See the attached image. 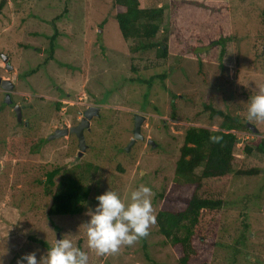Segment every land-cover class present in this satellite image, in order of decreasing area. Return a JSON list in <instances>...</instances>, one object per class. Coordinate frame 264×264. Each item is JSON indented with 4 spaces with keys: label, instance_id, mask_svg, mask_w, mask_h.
Masks as SVG:
<instances>
[{
    "label": "rangeland",
    "instance_id": "obj_1",
    "mask_svg": "<svg viewBox=\"0 0 264 264\" xmlns=\"http://www.w3.org/2000/svg\"><path fill=\"white\" fill-rule=\"evenodd\" d=\"M210 1L208 9L199 0H142L146 8L164 9L168 56L161 60L153 50L129 51L132 42L121 37L111 0H5L0 78L11 79L3 56L17 82L9 105L0 89L3 264H16L33 251L39 259L46 249L38 241L50 247L61 234L88 253L89 264H177L154 224L144 242L138 239L104 256L88 250L84 229L78 226L88 219L85 212L97 203L95 197L108 189L126 198L140 184L150 187L154 214L160 206L182 205L188 192L174 190L172 202L163 206L160 194L174 181L184 133L199 126L217 130L225 116H239L246 129L232 131L237 136L233 173L202 183L199 195L221 200L224 207L207 216L210 224L216 216L215 238L195 241L196 261L264 264V154H243L255 138L264 141V120L246 119L250 97L264 86V0ZM170 3L172 10L167 9ZM52 36L54 51L48 60ZM162 74L163 81L157 78ZM152 77L156 79L149 89L129 81ZM14 104L20 107V122ZM90 108L96 114L83 131L86 148L76 160L74 134L50 137L63 126H77ZM135 115L143 118V140L127 151ZM54 168L88 188L82 214L48 216L52 189L45 175Z\"/></svg>",
    "mask_w": 264,
    "mask_h": 264
},
{
    "label": "trees",
    "instance_id": "obj_2",
    "mask_svg": "<svg viewBox=\"0 0 264 264\" xmlns=\"http://www.w3.org/2000/svg\"><path fill=\"white\" fill-rule=\"evenodd\" d=\"M199 1L206 8H211L210 0ZM5 4V0H0V13ZM111 9L115 12L113 19L117 23L121 37L124 41L132 42L129 49L132 54L153 50L156 59L165 60L167 58L169 30L164 22L162 7L146 8L142 0H111ZM167 9H173L172 3ZM54 39L52 36L48 43V60H52ZM157 78L163 81L165 76L162 74ZM155 79L156 77L149 80L135 78L129 81L145 84L149 89ZM242 129L246 127L245 124L239 122V116H225L217 130L199 126L189 127L184 133L174 166L175 178L170 185V190L160 194L161 205L172 202L171 197L174 190H178L181 194L188 192L189 195L184 197V201L181 200L182 203L180 201L182 205L177 208L163 209L160 206L155 214L154 223L157 234L172 249L177 264H201L196 261L199 254L194 245L195 241L203 240L205 237L215 238L216 216L213 217L215 221L213 224L206 222V219L207 216L211 217L223 209L224 202L202 197L199 191L204 180H220L233 173V150L237 143V136L232 131ZM210 136H219L221 139L213 142L209 139ZM253 151L264 154L262 139L255 138L251 146L243 148L245 156ZM197 169L200 170L198 175L195 174ZM60 173L62 174L60 168H54L45 175V183L52 189L48 216L82 214L89 193L88 188L82 185L81 179L64 174L57 185H54L53 180ZM235 174L249 176L252 171H236ZM140 239L144 242V237ZM38 244L44 249L49 247L41 241H38Z\"/></svg>",
    "mask_w": 264,
    "mask_h": 264
},
{
    "label": "clouds",
    "instance_id": "obj_3",
    "mask_svg": "<svg viewBox=\"0 0 264 264\" xmlns=\"http://www.w3.org/2000/svg\"><path fill=\"white\" fill-rule=\"evenodd\" d=\"M246 119L264 120V86L250 97ZM209 139L218 142L221 137L210 136ZM152 197V189L144 184L131 190L126 198L109 189L98 194L97 203L86 209L88 219L78 226L84 229L88 250L104 256L146 236L150 225L155 223ZM16 264H89V256L73 239L61 234L39 259L33 251L22 255Z\"/></svg>",
    "mask_w": 264,
    "mask_h": 264
},
{
    "label": "water",
    "instance_id": "obj_4",
    "mask_svg": "<svg viewBox=\"0 0 264 264\" xmlns=\"http://www.w3.org/2000/svg\"><path fill=\"white\" fill-rule=\"evenodd\" d=\"M2 60L4 62L5 65V70L7 72L11 73V79L10 80H3L0 78V89L2 91L6 92L5 95V102L6 104H11V99H10V95L9 93L13 90L14 85L17 82V75L16 72L13 71V67L10 66L8 64V62L6 61V58L2 56ZM14 112L15 115L17 117L18 122H20V117H21V113H20V107L19 106H15L14 107ZM93 114H96V109L90 108L89 110H87L84 113V116L81 118L79 124L77 126L71 127V128H66L65 126H63V128L61 130H56L54 132V134L50 137V139H54V138H59L61 136H66L67 134H74L76 139H77V147H78V152H77V156H76V160H78V158L83 154V152L85 151L86 145H85V140H84V135H83V131L84 129L87 128L88 123H89V119L91 118V116ZM143 121V118L135 115L134 119H133V138L130 141V144H128L126 150L128 151V148L130 147L131 144H133L135 141L137 140H143V137L140 134V125L141 122ZM248 128H250V130H252V132H255V128L249 126L247 124ZM147 144L151 145L152 148L155 146V144L152 141H147Z\"/></svg>",
    "mask_w": 264,
    "mask_h": 264
},
{
    "label": "flooded vegetation",
    "instance_id": "obj_5",
    "mask_svg": "<svg viewBox=\"0 0 264 264\" xmlns=\"http://www.w3.org/2000/svg\"><path fill=\"white\" fill-rule=\"evenodd\" d=\"M11 73H9V75H10ZM4 80H10V78L9 77H5L4 78ZM2 91V90H1ZM5 95H6V93L5 92H3V98H5ZM16 105L14 104L13 106H12V109H13V112H14V107H15ZM54 132L55 131H53V133L51 134V136L54 134ZM50 136V135H49ZM48 137V136H47ZM46 137V138H47Z\"/></svg>",
    "mask_w": 264,
    "mask_h": 264
}]
</instances>
